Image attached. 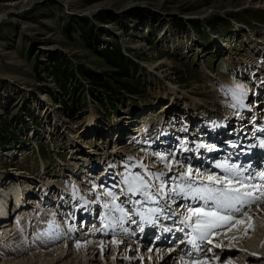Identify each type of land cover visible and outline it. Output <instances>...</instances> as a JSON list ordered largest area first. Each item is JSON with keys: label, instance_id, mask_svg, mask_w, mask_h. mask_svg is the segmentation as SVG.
I'll list each match as a JSON object with an SVG mask.
<instances>
[{"label": "rangeland", "instance_id": "374dc122", "mask_svg": "<svg viewBox=\"0 0 264 264\" xmlns=\"http://www.w3.org/2000/svg\"><path fill=\"white\" fill-rule=\"evenodd\" d=\"M227 1L0 0V174L20 180L27 176L34 186L44 179L51 188L69 175L101 196L98 186L105 183L84 177V162L92 154L74 153L77 144L106 152L113 171H129V163L149 155L142 143L136 145L134 130L166 124L176 114L155 102L158 92L180 90L187 95L184 99L191 97L205 107L219 99H211L214 87L208 78L237 82L249 68H257L244 81H262L264 0L211 9ZM206 9L212 11L200 15ZM87 27L99 37L94 47L82 37ZM117 45L127 57L125 66L108 61ZM176 105L175 112L189 110L185 103ZM100 165L90 169L104 176ZM19 179L13 185H22L28 198L42 185L24 187ZM30 209L37 211L36 206Z\"/></svg>", "mask_w": 264, "mask_h": 264}, {"label": "bare ground", "instance_id": "6f19581e", "mask_svg": "<svg viewBox=\"0 0 264 264\" xmlns=\"http://www.w3.org/2000/svg\"><path fill=\"white\" fill-rule=\"evenodd\" d=\"M251 2V0H228L224 4L213 6L211 9L213 11L230 10L233 7L249 5ZM211 9L204 10L200 15L205 16L212 11ZM230 63L233 64V61ZM243 69L245 70V68ZM256 69L249 68L248 72L244 71L247 72V75H242L240 81L237 82L232 78L223 81H214L208 78L214 87L210 94L211 99L219 96V99L216 98L215 101L210 102L212 104L210 106L204 107L198 100H192L191 97L188 100L184 99L187 95H184L180 90H178L179 95L172 93V91L168 94L158 92L154 95L156 103H165L162 105L165 107L163 110L168 111V108H171L170 112L173 111V115L176 113L175 116L178 117H170L172 121L169 122L168 120L166 124L156 125L151 129L147 127L144 131H139L140 126L138 125L139 127L134 130L139 135L136 139V145L142 143L144 148L147 147L149 155L142 157L143 159L134 160V164L129 163V171L123 172L121 169L113 171L112 160L106 157V152L104 155L103 152L101 154L94 150L92 152L89 150L91 148L84 149L88 145L77 144V150H74V153L85 150L88 155L92 154L86 159L87 162H84V164H88V166L83 165V168L86 169L84 177L102 179L101 182L105 184L98 186L97 190L101 196L94 193L93 195L92 190L87 189L86 183L81 188L80 185L83 183H75L68 175L67 180L56 182L52 188L47 185L46 180H37L36 186L42 185L33 197L28 198L29 195L22 185H13L15 181L13 179H19L16 175L13 176L14 178H9L0 174V264H184V261H189V264L196 261L199 264V261L204 260L207 261V264H264V201L245 205L243 210L245 214L243 215L234 212L220 213V215H231L233 218L223 227L214 229L216 234L211 237L212 242H204L201 245L202 253L189 256L188 253H192L194 250L190 243H184L186 240L183 238L184 235H178L174 241L164 243H151L145 238L149 232L147 231V221H152L155 218H162L160 227H167L163 231H168L172 224H174V228L180 226L177 228L179 231L181 226H184L180 223L183 219L184 208L178 206L185 201L175 195L171 198L167 195L157 196L156 201H148L145 200L141 192H128V185L124 183L125 177L129 174L132 176L139 174L153 186H159L163 183L165 185L163 191L167 193L169 187H175L169 177L189 166L187 158H191V167L194 172L199 168L204 176L223 175L224 173L215 172V168L212 171L209 167L200 168L201 161L198 160V155L192 156L191 151H189L198 150L197 145L210 143L208 136L211 135L214 128L234 132L237 138H247L255 133L263 142L264 90L261 88L263 84L261 81H256L255 77L250 84L244 81L251 79L248 76L249 72L253 71L251 74H257L255 73L257 72ZM261 69V75H264V68ZM251 85L254 94L250 93ZM170 87L173 88V86ZM180 94L182 95L180 96ZM256 94L260 97L263 108L255 109L253 107L251 113L249 109L251 107L250 100H255L254 104L259 102ZM203 101L206 103L204 99ZM182 103H185L189 110L175 112L173 109L179 107L176 104ZM214 109H218L217 112ZM93 116H97V113L95 112ZM256 117L257 119H255ZM241 119L248 121L242 124ZM192 123L195 125L194 131L191 128ZM203 123L208 125L207 128L201 127ZM191 130L192 132L189 134L188 131ZM119 133L118 129L116 131L118 137L120 136ZM255 135L250 137L254 138ZM174 136L177 137V140ZM144 140L145 142L148 140L146 144H144ZM169 141L173 144H170ZM254 141H250V143H254ZM191 143H195L193 148ZM117 147L120 149L119 145ZM101 148H105V144ZM152 149L158 153L152 155L154 152ZM201 149L205 153L211 151L208 147ZM234 151H237V148H234ZM234 151L226 155L225 161L220 163L226 162L232 165L234 162L229 160L230 158L233 156L240 158ZM94 153L99 158L95 157ZM161 156L167 159L162 161ZM176 161L183 164L184 169L180 168ZM169 162L173 164L172 171H169L167 167ZM99 164H102L99 173H104L106 170L104 176L93 172L94 167ZM141 164L144 167H141ZM134 166H139V171L133 170ZM46 167V163L43 162L42 173H45ZM90 167L94 169L92 170ZM153 167L161 169L152 171L151 168ZM208 168L209 171H207ZM147 172L153 174L163 172L166 175L157 180L154 175L150 176ZM73 178L75 177L73 176ZM31 181L26 176L17 182H23V186L32 188L33 184L31 185V183L33 181ZM52 189H55L54 192ZM148 191L154 193V187L149 188ZM108 192H112L116 197L115 204L120 205L128 213L123 220L120 219L121 213L112 207L113 196L106 195ZM253 194L258 193L254 191ZM105 204L109 205L108 208L104 207ZM165 205L168 207L166 208ZM31 206H36L37 211L30 209ZM155 208H160V212L149 211ZM79 210H81L80 214L85 215V218L81 217L82 222L77 223ZM173 211L176 212V215L172 214ZM47 214L51 217L49 221H46V217L50 218ZM54 214L57 215L55 219L53 218L55 217ZM82 228L84 231L79 230ZM88 228L90 230H87ZM158 229L159 232H162L161 228ZM185 230L188 233L191 231L187 227L184 228V232ZM39 231L41 232L39 233ZM147 242L150 244L146 245ZM197 243L200 242L197 241ZM217 245L219 246L217 247ZM32 246H34V250ZM30 248L31 250H29ZM205 251L206 253H204ZM181 257L184 258L183 261Z\"/></svg>", "mask_w": 264, "mask_h": 264}, {"label": "snow or ice", "instance_id": "6c2138e0", "mask_svg": "<svg viewBox=\"0 0 264 264\" xmlns=\"http://www.w3.org/2000/svg\"><path fill=\"white\" fill-rule=\"evenodd\" d=\"M202 147H206V145H197V149ZM160 159L165 161L167 158L161 156ZM187 159L189 160V166L186 169H184L183 164L176 161L180 168L184 170L178 171L169 177L175 187H169L167 193L163 191L165 187L163 183L159 186H153L139 174L135 176L129 174L125 177L124 183L128 185V192H141L145 200L148 201H156L157 196L165 195L169 198L175 195L185 201L178 207L184 208L183 219L180 223L191 230L189 233H185L188 237V243L192 245L194 250L192 253H188L191 256L195 253H202L203 248L201 245L204 242H212L211 237L216 234L214 229L223 227L233 218L231 215H220V213L234 212L243 215L245 214L243 211L245 205L264 201V184H253L252 178L243 176L242 172L238 171L237 165H229L226 162L215 165L216 168L223 170V175L204 176L199 168L194 172L191 167V158ZM140 166L144 167L143 164ZM167 167L169 171L173 170L171 162L167 164ZM148 174L150 176L154 175L157 180L166 175L163 172ZM260 179L264 180V174L260 175ZM153 187L154 193H150L148 189ZM254 191L258 194L254 195ZM106 195L113 196L112 207L121 213L120 219L123 220L128 213L120 205L115 204L116 197L112 192H108ZM173 202L175 203V201ZM108 206V204L104 205L105 208H108ZM165 207L167 208L168 205H165ZM149 211L160 212V208L150 209ZM172 214L176 215V212L173 211ZM149 222L151 223V220ZM179 231L184 232V228H180ZM197 241L200 243H197ZM208 250L211 251V249ZM181 260L183 261L184 258L181 257ZM184 264H189V261H184ZM191 264H197V262L192 261ZM199 264H207V261H199Z\"/></svg>", "mask_w": 264, "mask_h": 264}, {"label": "trees", "instance_id": "16d2710c", "mask_svg": "<svg viewBox=\"0 0 264 264\" xmlns=\"http://www.w3.org/2000/svg\"><path fill=\"white\" fill-rule=\"evenodd\" d=\"M81 34L85 40V43L89 47H94V43L99 40V37H97V35L94 33L92 27L83 28ZM108 61L114 65H117V66L119 65L121 67L122 65L123 66L126 65L127 57L119 51L118 45H117L115 46L112 58L108 59ZM86 75L88 78H92V76L89 73H86ZM92 79L96 80V78H92Z\"/></svg>", "mask_w": 264, "mask_h": 264}]
</instances>
